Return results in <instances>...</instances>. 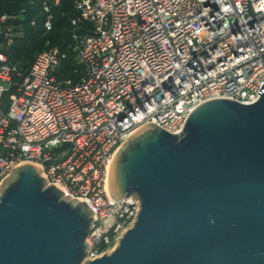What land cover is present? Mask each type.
<instances>
[{
  "label": "built area",
  "instance_id": "1",
  "mask_svg": "<svg viewBox=\"0 0 264 264\" xmlns=\"http://www.w3.org/2000/svg\"><path fill=\"white\" fill-rule=\"evenodd\" d=\"M39 2L47 33L60 0ZM36 3L0 12V188L30 163L85 202L92 260L136 219L139 202L108 189L112 158L135 131L152 122L178 134L204 102L258 100L264 0H74L65 49L47 48L23 68L11 50ZM26 23L35 27L36 16Z\"/></svg>",
  "mask_w": 264,
  "mask_h": 264
},
{
  "label": "water",
  "instance_id": "2",
  "mask_svg": "<svg viewBox=\"0 0 264 264\" xmlns=\"http://www.w3.org/2000/svg\"><path fill=\"white\" fill-rule=\"evenodd\" d=\"M258 100L202 103L172 134L146 122L116 151L115 200L139 202L89 260L93 213L25 163L0 188V264H264V84Z\"/></svg>",
  "mask_w": 264,
  "mask_h": 264
},
{
  "label": "rangeland",
  "instance_id": "3",
  "mask_svg": "<svg viewBox=\"0 0 264 264\" xmlns=\"http://www.w3.org/2000/svg\"><path fill=\"white\" fill-rule=\"evenodd\" d=\"M65 0H60V3L58 6H54L52 8V14H53V29L47 33L41 32L40 38H35L32 40L24 39V35L26 33V26L28 25L26 23V19L30 16H36L37 24L38 20H40L43 15L40 13V10L36 6V10L30 11V14L25 17V20H22L21 24L24 28L23 31V37H19L14 42V51L11 52V59L14 63L19 64L23 68H26L29 66L30 62L32 61L33 57L50 47H59L60 49L64 50L65 44L71 39L70 37V28L68 27L67 30L65 28V22L59 18L58 16V8L60 9L65 8V5L68 3L65 2ZM40 4V2H39ZM36 5H38L36 3ZM41 16V17H40ZM29 26V25H28ZM68 38V39H67ZM37 39V40H36Z\"/></svg>",
  "mask_w": 264,
  "mask_h": 264
},
{
  "label": "trees",
  "instance_id": "4",
  "mask_svg": "<svg viewBox=\"0 0 264 264\" xmlns=\"http://www.w3.org/2000/svg\"><path fill=\"white\" fill-rule=\"evenodd\" d=\"M38 5L34 6V9L36 10V6H38L37 8L39 9V1L40 0H36ZM24 0H0V12L2 11H11V10H15L17 8H19L22 4H23ZM67 2L68 4L65 5V8H58V16H60L59 18H61L64 22H65V28L67 30V28H70L69 25V21L71 18V14H72V3L74 2V0H65L64 3ZM33 8L29 9V14L30 11L34 10ZM28 14V15H29ZM41 17V16H40ZM42 21H43V17L38 20V24L35 27H31V26H26V33L24 35V39H28V40H32L35 38L37 39H41L40 38V34L41 32H43L42 30ZM36 39V40H37ZM68 39V38H67ZM14 51V46L11 50V52ZM72 64V61H68V66Z\"/></svg>",
  "mask_w": 264,
  "mask_h": 264
},
{
  "label": "bare ground",
  "instance_id": "5",
  "mask_svg": "<svg viewBox=\"0 0 264 264\" xmlns=\"http://www.w3.org/2000/svg\"><path fill=\"white\" fill-rule=\"evenodd\" d=\"M108 189H109V187H108Z\"/></svg>",
  "mask_w": 264,
  "mask_h": 264
}]
</instances>
